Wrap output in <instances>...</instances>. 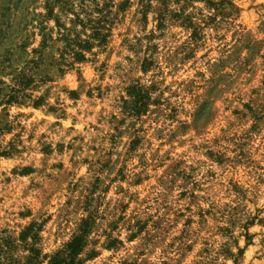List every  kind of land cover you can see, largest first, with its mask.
<instances>
[{
  "label": "rangeland",
  "instance_id": "1",
  "mask_svg": "<svg viewBox=\"0 0 264 264\" xmlns=\"http://www.w3.org/2000/svg\"><path fill=\"white\" fill-rule=\"evenodd\" d=\"M64 1L0 0V237L21 259L33 227L42 257L86 230L76 264H264V0H100L83 62Z\"/></svg>",
  "mask_w": 264,
  "mask_h": 264
},
{
  "label": "trees",
  "instance_id": "2",
  "mask_svg": "<svg viewBox=\"0 0 264 264\" xmlns=\"http://www.w3.org/2000/svg\"><path fill=\"white\" fill-rule=\"evenodd\" d=\"M81 5L78 6L80 9V14H74L76 20L74 23H79L84 30H91V34L87 35V39H82L80 35L71 37V32L64 28L61 24H58L60 29L64 30L62 35L63 41L67 43V49L72 53L73 58L76 62H83L86 60L85 52L91 51L93 48V40H98L99 44L104 45L108 40V33L104 32V11L105 7L101 6L100 0H90L94 5V8L90 11V8L85 4V0H80ZM146 0H142L141 4L144 5ZM62 10L70 9L72 13L75 12V4L70 0H65L62 2ZM148 5V4H147ZM145 8L149 6H144ZM49 14H53L52 9H49ZM92 13H97L98 16H93ZM165 15V14H163ZM183 16V15H182ZM185 17V14H184ZM59 23V22H58ZM38 105V104H37ZM2 151V146L0 144V154L5 155ZM33 227L27 228L19 237V242L23 245V249L28 253V255L21 259L16 255L18 248H21L10 236L0 237V264H40V260L45 258L48 262L47 264H76L78 258L82 254L85 247V233L86 230H81V234L75 236L66 247L50 257H42L40 249L36 247V238L33 236L31 238L32 243H28L30 235L32 234ZM241 256L243 253H240ZM235 264H239L238 260Z\"/></svg>",
  "mask_w": 264,
  "mask_h": 264
}]
</instances>
